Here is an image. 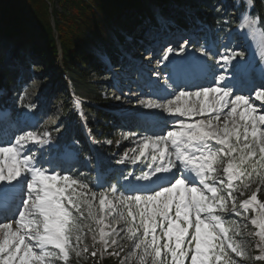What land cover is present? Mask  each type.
Masks as SVG:
<instances>
[{
  "label": "snow or ice",
  "instance_id": "snow-or-ice-1",
  "mask_svg": "<svg viewBox=\"0 0 264 264\" xmlns=\"http://www.w3.org/2000/svg\"><path fill=\"white\" fill-rule=\"evenodd\" d=\"M185 50L181 46L178 54ZM243 55L225 49L220 60L227 64ZM237 71H242L239 64ZM168 87L169 96L175 88L181 90L166 102H140L168 115L158 127L145 129L151 135L128 133L124 139L140 137L138 154L134 149L132 157L125 154L116 161L123 165L130 160L148 171L135 183L129 179L132 173L123 177L124 183L117 178L110 191L98 196L93 188L108 185V170L98 164L97 182L90 184L64 160L45 158L50 133L0 137V200L5 201L0 208V264H69L72 253L88 251V232L102 245L101 252L119 248L110 253L116 256L123 251L121 239L130 240L129 255L140 264L148 258L151 264H238L234 257H243L245 250L233 238L238 236L234 222L226 217L250 211L264 252V203L258 200L264 187V114H256L264 113V104L253 107L215 69L200 82ZM255 96L264 101V91ZM17 185L21 194L10 202Z\"/></svg>",
  "mask_w": 264,
  "mask_h": 264
},
{
  "label": "trees",
  "instance_id": "trees-1",
  "mask_svg": "<svg viewBox=\"0 0 264 264\" xmlns=\"http://www.w3.org/2000/svg\"><path fill=\"white\" fill-rule=\"evenodd\" d=\"M220 1L233 0H58L60 10L54 7L53 0H0V110L14 109L22 86L30 83L29 64L37 65L38 61H45L51 66L50 71L56 72L54 67L58 42L73 91L80 97L92 99L96 105L108 107L107 100H102L100 96L101 83L98 80L105 70V65L96 54H105L113 59L114 54L119 53L110 33L122 39L126 31L133 32L141 23L155 24L156 13L153 7L162 18H169L177 26L198 21L210 28H214L216 23L222 27L225 26V17L215 6ZM251 3V15L259 19L264 32V0H251ZM30 28L38 30L30 37L32 40H28ZM16 38L18 41V38H28V43L13 52ZM39 40L41 44L38 43ZM130 42L137 43L135 40ZM45 50L49 57L45 55ZM25 51L30 54L27 55ZM43 89L48 91L47 100L57 104L67 122L72 124L65 89L61 86L52 90L51 85L46 83H43ZM22 101L28 105L34 102L27 103L24 97ZM84 111L85 121L97 141L101 154L111 161L121 159L118 155L122 152L116 151L119 147L112 141L116 137L110 134L109 113L87 106ZM49 130L52 141L60 147L68 138L77 139L79 144L83 143L80 132L77 134L79 138H75L71 129L59 132L56 127L50 126ZM108 138L111 140L106 146ZM74 150L79 155L86 151L81 145L74 146ZM83 178L87 180L89 177ZM256 188L254 184L252 190ZM258 200L264 203L262 188L258 191ZM246 215L231 216L236 220H248L244 230H248L249 252H246V256L234 258L238 260V264H264V259H257L264 257V252L258 247L260 241L255 235L258 229L250 223L254 213L250 211ZM85 224H91L95 229L93 222L85 221ZM85 230L87 231V228ZM85 243L88 251L79 256L72 253L69 264H119L120 255L131 247L130 242L124 238L120 241L123 251L119 256L110 254L119 251V248H109L101 252L102 245L93 242L91 232H88ZM93 250L97 251L94 257L91 255ZM128 264L134 263L130 261Z\"/></svg>",
  "mask_w": 264,
  "mask_h": 264
},
{
  "label": "rangeland",
  "instance_id": "rangeland-1",
  "mask_svg": "<svg viewBox=\"0 0 264 264\" xmlns=\"http://www.w3.org/2000/svg\"><path fill=\"white\" fill-rule=\"evenodd\" d=\"M53 4H54L55 8L60 10L58 0H53ZM245 5H246V8L244 7ZM215 6L217 7V10L222 15L223 14L226 16L229 15V16H231V20H236V24L234 25V27H232L230 30H227L225 32H219V31L211 32L206 27V29H205L206 34L199 35V33H198L196 36H194V34L196 33L195 26L197 25L198 21H194L192 23H187L186 25L185 24H182V25L179 24V26L174 28L172 32L171 31L168 32L167 30L162 28L163 24L166 23L165 19L160 20V24H161L160 26H162V27H153V26H151V24L146 25V24L141 23L140 25H137V27H135V31H136L135 35L137 37L134 39H135V42H137V43H131V46H130V42H128V41H126L127 44H124L123 42H121L123 45H125V48L130 47L129 48L130 53L127 54V57L122 56V58L119 61L118 67H115V68L108 67L106 69L107 71H104L103 74L98 77V80L101 83V85L99 86L100 96H101L102 100L105 96L108 99V105L110 106V107H108L109 108L108 110L110 111L109 115H108L109 126H110V128L113 129L114 133H116V136H118L119 140H123L124 143L128 144L126 146V149L129 151V153H128L129 157H132L134 155V152H133L134 149L136 150V154H138V149L140 146V137H132L129 139H124V137L128 133H132V132L126 131L125 129H117L116 127H117V125L121 126V125H131L132 124L134 127L138 128V130H135L133 132L140 133L142 136H147V135H151V132H146L145 131L146 128L143 125H145V123H147V126L149 127L148 129H151L157 123V121L160 120L161 117L167 116V113H164L159 109L144 107V105L141 104L140 102L141 101H148V100H155L156 102H163L164 99L167 101L168 99H172L181 90V89H179V87H177V89H179V90L177 93H174L173 96L166 95V92H172V88H169L168 85H170V83L171 84L173 83V82H171V80H172L171 76L176 74V72H174L172 70H170V71L162 70V61H163V65L166 61V59H164V57L168 55V53L171 51L172 48H175V50L178 51V49L180 48V46H179L180 43H178L179 41H181V46H185V45L188 46L187 48L185 47L186 50L184 52H186V54L187 53L190 54L191 49H193L194 52L191 53L190 56H192L193 54L194 55L197 54V55L201 56L200 50L202 48L206 49L208 54L206 56L205 55L201 56L202 57V63H200V64H201V66L205 65L206 64L205 61L207 59H209V61H211L214 64L215 68L217 67L215 69V73L218 76L221 75V73L216 72L217 70H220V68H219V65L221 64L220 54L225 52V49H227L229 54H235V51H242L244 53V55L242 57H239V61L234 59V61L236 63H235V65H233V68L238 64H239V67L241 68L242 65L244 63H246L245 65L248 67V69L251 70V77H246L243 80V87H242L244 89L243 95H245V96L247 95L248 97H250L251 95H255V93L257 92V90L251 89V87L248 86V84H250L249 82L247 83V81L249 79H250V81L252 79H254V84H253L254 87L258 86L259 83L261 86H264V83H262V80L260 82L258 80H257L258 82H255L256 75L254 72V71H257L259 66H261L263 64L264 55H262L261 52H258L259 48H255L254 49L255 52H254V50H249L247 47H245V43L247 41V39L245 41V37H246L245 35L246 34H243V31L241 30L240 25H238V27H237V24L239 23L240 17L242 18L245 15H247L251 21H256L258 23V21L256 19L251 18L248 14V12L250 10V4H249L248 0H234V1H231L230 3L225 2V1H220ZM156 12H157V10L155 9L154 13H156ZM159 16L160 15H157L156 19L159 20L160 19ZM37 31L38 30L36 28H30L28 36L31 37L32 35L36 34ZM133 32L126 31V34L130 35L129 39L133 38V35H134ZM30 37L28 40H32V38H30ZM119 39L121 41H124L123 38L121 39L119 37ZM175 39H176V41L174 42V43H176V44H174L175 47H172V48H171V46L168 47V45H170V42L175 40ZM15 41H16V42H14L15 48L12 50L13 52H17V48L21 49L22 46H25L28 43V42L20 41V39L18 41L17 38L15 39ZM38 43L41 44V40H39ZM138 44H141V45L143 44V45H146L147 47H152L153 49L155 47V53H156V50H160L161 54L159 55L160 57L158 56L159 58L157 59L156 62H157V64H160V66L158 65V68L161 67V69H158L157 65L154 64L155 68L152 70V73H155L156 72L155 70H157V71H159V73L161 72L163 74V75L159 76V79H160L159 82L158 81L152 82L153 77H151L149 74L151 72L146 74L148 81H147V79H142V76L143 77L145 76V72L150 69L148 67V65H152L153 62L147 65L146 71H145V67H144L146 65L145 60H147L148 56H150V55L146 54L144 56V54L139 53L138 50L136 49V46H138ZM168 49L170 50L169 52H168ZM164 51L167 53L166 54L163 53ZM25 52L27 55L30 54L27 51H25ZM45 52H46L45 55L47 57H49L47 50H45ZM161 55H164V56H161ZM194 55L192 56L194 59H191V60L197 59L198 56H194ZM192 57H190V58H192ZM250 57H254V58L257 57V59L259 57L260 65L258 67H255L256 66L255 64L257 61L254 62V64H252ZM134 60L140 61L141 62L140 64H143V65H138V66L133 65L130 68L131 64H133V63L135 64ZM55 62H57V60H55ZM37 63L38 64L36 66H32V63L28 66V70H29V73L31 74L32 80L29 84H27L26 86H24L21 89L20 97H21V95L25 96L26 100H28V99L30 100L33 98L34 99H36V98L41 99L42 96H44L43 94L45 92L47 93V90L45 91V89H44V93H43V89H42L43 83L44 84L45 83L50 84L53 88H59L61 86L59 81H58V77H59L58 69H56L57 73L54 74V73H52V71H50L51 66H49V64H47L45 61H38ZM251 64H252V67H251ZM174 65H175V63H174ZM174 65H173V67H174ZM252 68H254V69H252ZM108 71H109V73H108ZM234 72H235V74L241 73L240 71H237V68H235L232 71V73H234ZM246 72H249V71H246ZM261 76H264L263 73ZM261 76H260V78H262ZM123 77H126V79H122ZM154 78H156V77L154 76ZM184 78H186V77H181L180 80H182V82L180 80H178L177 82H175V85L178 82H181L178 84L184 85V81H185ZM226 79H228V78H226ZM176 80L177 79H174V81H176ZM147 84L148 85H151V84L158 85V87H160V88H158L156 90H154L152 88L151 89L152 92H148L149 88L147 89V86H148ZM124 85H125V87L127 86L126 87L127 90L124 89ZM154 88H156V87H154ZM261 91H264V87H262ZM162 94H163L164 98L162 97ZM238 95H241V94H238ZM20 97L18 98V102H17L16 107L21 105V98ZM249 100L251 101L250 98H249ZM166 101H164V102H166ZM262 102L263 101L257 102L256 104L254 102H252V103H254V105H252V106L259 109L261 107ZM48 110L49 111L45 112L46 114L41 117L44 119V121H42L43 125H49V124L54 125V126L58 127L61 131L65 130L66 128L69 127L68 123L62 122V117H61V114L59 112L58 105H51ZM22 112L23 113H22L21 117L13 119V123L15 124L14 126L16 129H18V128L30 129L31 126L37 125L38 119L30 116V111L28 110V107H23ZM119 112H120V114L126 113V116L119 115ZM256 114L260 115V114H264V113L258 111ZM158 118H159V120H158ZM115 131H117V132H115ZM21 132H24V131H21ZM21 132H20V134H21ZM17 136H19V135H17ZM103 141H105V139ZM112 141H114V140H112ZM37 147H40V146H37ZM45 150H46V146H44L45 158H49V157L54 158L53 155L45 153ZM91 151L96 156V159H95L96 162L97 163L101 162L99 160L98 155L96 154V151L94 149H91ZM115 166H117V165H113V167H115ZM45 167H47V165H45ZM98 170H99L98 166L94 165V171L93 172L97 173ZM138 171H140V172L148 171V169L146 166L141 165L140 168L138 169ZM80 174H82V172H80ZM96 177H97V174L93 177L94 182L92 184L96 183ZM109 180H111V179H109ZM109 184L110 183H108V185H105L104 188H100V189L93 188V191H95L97 193L102 192V191L108 192V191H110ZM261 188L264 190V187H261ZM19 189H20V186L17 185L15 191L19 190ZM109 198H111V197H109ZM1 204H3V202H1ZM1 204H0V206H1ZM230 207H231V205H229V208ZM123 211L126 212L127 209L125 208V209H123ZM254 215H255V213H254ZM227 220L234 222V226L238 231V236H234L233 238L236 239L237 242L242 245L243 249L245 250V256H246V252H249L248 240H247L248 230L247 229H245V231H243V230H244V227L246 226V224L248 225V220H246V222L243 221V219L238 220V221H234L231 218H229ZM3 222H9L10 223L12 221L9 219V220L3 221ZM123 257H124V259L122 260V262H124L125 264H128L130 262V260L134 259V256L133 255L128 256L127 252H126V254L123 255ZM145 263L151 264V258L146 259Z\"/></svg>",
  "mask_w": 264,
  "mask_h": 264
},
{
  "label": "bare ground",
  "instance_id": "bare-ground-1",
  "mask_svg": "<svg viewBox=\"0 0 264 264\" xmlns=\"http://www.w3.org/2000/svg\"><path fill=\"white\" fill-rule=\"evenodd\" d=\"M245 17V16H244ZM244 17H240V20H239V23L237 24V27L238 25L241 26V30L243 31V34H246L245 36V47H247L249 50H254L255 48H259V52H263L264 53V36L262 35L261 31H259V28L257 26V22L255 24L251 23L250 21V18L248 19V21L246 22ZM176 41L173 40L171 41L172 44L168 45L172 47H175L174 43ZM240 44V43H239ZM157 47V46H156ZM158 49V48H157ZM152 50L155 52V47L154 49L152 48ZM238 50V49H237ZM235 51V50H234ZM175 52H177V50H175V48H172L171 51L168 53L167 55V59L166 60H174V63L176 62V54ZM242 51H235V53H240ZM243 53V52H242ZM149 54V53H148ZM161 54L160 50H156V55L154 56L155 58L158 57L159 55ZM166 54V53H165ZM181 54V53H180ZM150 55V54H149ZM164 56V55H163ZM192 56H189L188 54H185V56L183 57L184 59H187V58H190ZM148 58H150V56H148ZM191 59H194L193 57ZM251 61H252V64H254V62L257 61V57L254 58V57H250ZM192 62H190L191 65H193V67L197 68L198 65H200V63H202V57L201 56H198L197 59L195 60H191ZM221 64L219 65V68L220 70H217L216 72L217 73H221V75H224V74H228L229 73V76H225V78H228L229 79V84L230 86H234L236 87L237 89H240L243 87V80L244 78L246 77H251V70L248 69V67L245 65L246 63H244L241 67L242 71H240L241 73L240 74H235L232 73L233 71V65H235V61H230L228 62L227 64H225L223 61H220ZM205 66V65H203ZM246 66V67H245ZM148 67L150 69H154L155 68V65L152 64V65H148ZM157 68H158V65H157ZM217 68V67H216ZM215 68V69H216ZM174 69V67L172 68ZM207 68L206 67H203V72L206 70ZM246 71H249V72H246ZM150 70H147L146 73H149ZM154 72V71H153ZM208 73L210 74V70H208ZM262 73H264V62L263 64L258 68L257 71H255V82H258V78L259 76L262 75ZM216 75V73H215ZM122 79H126V77H123ZM181 79V78H180ZM178 79V80H180ZM228 79H226V82L228 81ZM252 79V78H251ZM184 84H191V81L190 79L188 78H184ZM196 79H193L192 81H195ZM156 81V78H152V82ZM177 81V80H176ZM253 81V84H254V79H252ZM182 82V81H181ZM180 83V82H179ZM244 90V89H243ZM247 96V95H246ZM78 99V98H76ZM251 103V101H250ZM264 104V102L262 103ZM261 104V105H262ZM260 107V106H259ZM119 115H122L120 114L119 112ZM259 115V114H257ZM237 119H238V116H237ZM158 123L159 121H157V123L153 126L154 127H158ZM171 123V122H170ZM16 192V191H15ZM14 191H12L13 194H15ZM12 196H9V198H11ZM1 202L4 203L3 200H0ZM2 206V205H1Z\"/></svg>",
  "mask_w": 264,
  "mask_h": 264
}]
</instances>
